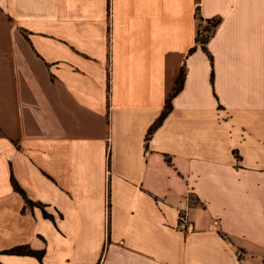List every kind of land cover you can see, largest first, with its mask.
<instances>
[{"label": "crops", "instance_id": "obj_1", "mask_svg": "<svg viewBox=\"0 0 264 264\" xmlns=\"http://www.w3.org/2000/svg\"><path fill=\"white\" fill-rule=\"evenodd\" d=\"M0 264H264V0H0Z\"/></svg>", "mask_w": 264, "mask_h": 264}, {"label": "trees", "instance_id": "obj_2", "mask_svg": "<svg viewBox=\"0 0 264 264\" xmlns=\"http://www.w3.org/2000/svg\"><path fill=\"white\" fill-rule=\"evenodd\" d=\"M202 41H205V38H202ZM180 88H181V81H180V77H179V79H177V81H176L175 87L173 88V91L171 93V96H173ZM169 103H170V98L167 100V102L165 104V108H164V110H163V112L161 114V117L157 120V122L155 123V126H153L150 129L149 133L158 125V123L161 121V119L166 115V113L168 112V110L170 108ZM12 184H13V187L16 190H18L21 193H23L22 190L18 187V185L14 182V180H12ZM27 202L32 203L29 200H27ZM43 213H44L45 216H48L45 212H43ZM5 252L6 253H13V254H28V255H34L37 258H40L41 257V252L34 251V250H32V249H30V248H28L26 246H22V245L21 246H16V247L11 248L9 250H6Z\"/></svg>", "mask_w": 264, "mask_h": 264}, {"label": "built area", "instance_id": "obj_3", "mask_svg": "<svg viewBox=\"0 0 264 264\" xmlns=\"http://www.w3.org/2000/svg\"><path fill=\"white\" fill-rule=\"evenodd\" d=\"M202 24H207L205 20L202 21ZM177 227L184 231V232H190L192 230V222L188 218L187 210L185 208L178 210L177 214Z\"/></svg>", "mask_w": 264, "mask_h": 264}, {"label": "rangeland", "instance_id": "obj_4", "mask_svg": "<svg viewBox=\"0 0 264 264\" xmlns=\"http://www.w3.org/2000/svg\"><path fill=\"white\" fill-rule=\"evenodd\" d=\"M204 26V24H201ZM201 34H202V31H201ZM208 34L206 33L205 35L203 34L202 37H206Z\"/></svg>", "mask_w": 264, "mask_h": 264}]
</instances>
